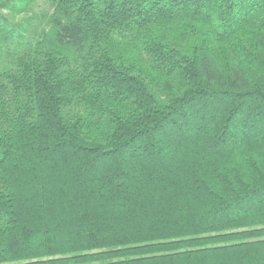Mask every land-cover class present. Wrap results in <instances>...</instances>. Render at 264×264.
Segmentation results:
<instances>
[{
	"label": "trees",
	"instance_id": "trees-1",
	"mask_svg": "<svg viewBox=\"0 0 264 264\" xmlns=\"http://www.w3.org/2000/svg\"><path fill=\"white\" fill-rule=\"evenodd\" d=\"M45 2L0 0V264H264V0Z\"/></svg>",
	"mask_w": 264,
	"mask_h": 264
},
{
	"label": "snow or ice",
	"instance_id": "snow-or-ice-1",
	"mask_svg": "<svg viewBox=\"0 0 264 264\" xmlns=\"http://www.w3.org/2000/svg\"><path fill=\"white\" fill-rule=\"evenodd\" d=\"M248 143L249 140H246L242 137L240 144L236 145V147L238 149H242L243 146ZM258 155L261 160H264V143H261V145L259 146ZM261 182L264 183V180H262ZM262 201H264V197H262ZM261 210L264 211V208H262ZM256 230L264 231V224L260 225ZM261 242H264V237L261 238ZM234 246H242V245L234 244ZM33 264H60V258L38 256L34 258Z\"/></svg>",
	"mask_w": 264,
	"mask_h": 264
},
{
	"label": "rangeland",
	"instance_id": "rangeland-1",
	"mask_svg": "<svg viewBox=\"0 0 264 264\" xmlns=\"http://www.w3.org/2000/svg\"><path fill=\"white\" fill-rule=\"evenodd\" d=\"M47 8V4L45 2V0H38V3L35 6V9L37 11H42L45 10Z\"/></svg>",
	"mask_w": 264,
	"mask_h": 264
}]
</instances>
